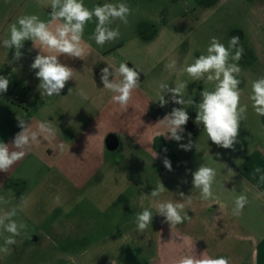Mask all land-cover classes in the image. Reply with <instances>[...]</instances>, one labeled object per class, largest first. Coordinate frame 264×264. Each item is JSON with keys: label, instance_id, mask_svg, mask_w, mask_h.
Returning <instances> with one entry per match:
<instances>
[{"label": "crops", "instance_id": "obj_1", "mask_svg": "<svg viewBox=\"0 0 264 264\" xmlns=\"http://www.w3.org/2000/svg\"><path fill=\"white\" fill-rule=\"evenodd\" d=\"M121 2L133 11L127 24L119 20L111 24L119 28V38L98 46L89 39L95 18L88 22L83 40L90 47L84 58L59 57L74 69L73 80L60 96L48 97L40 95L36 70L30 67L39 49L25 41L22 58L14 60L15 49L3 47L2 41L21 16L36 14L48 21L50 0H0V76L10 81L7 92L0 93V142L12 144L22 131L17 116L28 121L33 130L40 121H50L57 128L54 139H41L7 173L0 172V196L9 201L0 204V215L16 209L13 219L27 225L16 236L23 244L42 243V237L45 242L53 239L56 249L50 264H72L70 256L76 264H174L181 255L193 251L197 256L205 251L212 257L225 256L230 264H264V196L257 195L264 193L260 180L263 156L250 153L236 165L207 135L204 137L203 131L194 136L184 128L179 142L163 136L168 129L157 123L170 112L143 89L146 74L125 52L127 48L135 52L142 43H149L139 35V4L136 0H83L89 9ZM155 40L152 38L150 44ZM107 62L117 67L121 62L129 63L141 72L140 86L126 109L112 101L113 93L103 89L100 70L108 67ZM80 89L87 93V100L78 95ZM16 91L19 103L11 102ZM189 141L190 150L180 147ZM163 144L171 155L162 151ZM164 153L172 171L164 166ZM202 164L216 170V199L202 201L192 185L191 173ZM160 182L167 190L152 198L150 193ZM241 194L247 195L248 204L242 215L234 216V200ZM189 196L191 205H187ZM154 199L185 203L191 221L171 229L163 216L155 214ZM99 201L101 208L95 205ZM85 204L93 208L87 209L94 217L78 211ZM143 208H150L153 220L141 233L135 213ZM34 231L40 232V237H33ZM9 235L0 228V246Z\"/></svg>", "mask_w": 264, "mask_h": 264}, {"label": "clouds", "instance_id": "obj_2", "mask_svg": "<svg viewBox=\"0 0 264 264\" xmlns=\"http://www.w3.org/2000/svg\"><path fill=\"white\" fill-rule=\"evenodd\" d=\"M49 6L51 13L48 21L41 20L36 14L19 17L10 26L8 38L2 41V45L7 49H15L14 60L22 58L21 49L24 47L25 41H31L33 48L39 49L30 67L36 70L35 75L39 80L40 95L51 97L60 96L67 82L73 80L74 76V69L62 63L59 57L63 55L67 58L83 59L90 47L83 40L88 22L95 18V30L89 39L103 47L120 36L119 28H112L111 24L115 20L127 24L133 9L123 2L98 4L89 9L84 5L83 0H50ZM243 53L244 49L239 45L238 36H233L227 47L216 37H212L206 54H201L193 63L178 69L177 60L175 58L169 60L165 68L170 73L177 74V81L174 87L160 82L157 91L158 99L154 102H158L160 107H164L169 103V100L165 99V94L171 93V102L183 107H174L157 123L168 129V134L163 136L177 142L181 141V134L184 132L183 126L190 119L186 109L187 106L194 104V100L185 98L188 82L179 79V75L186 73L192 81L204 80L205 83H214L213 90L205 88L200 92L201 100L195 104V124L202 125L208 140L218 147L235 150L234 145L238 143L240 124L247 119L248 109L247 104H241L242 91L238 87L241 83L239 61L242 59ZM107 65L108 67L100 70L103 89L113 93L112 101L126 109L134 90L140 86L141 72L135 67H129L125 62L119 63L118 67L109 62ZM110 76L113 79L110 80ZM9 83L7 77L0 76V93L7 92ZM70 91L71 89L68 92ZM78 95L84 100L88 99V95L83 89L79 90ZM249 99L252 101V108L256 115L264 117V76L252 81ZM17 120L22 131L15 135L13 143L0 142V172L7 173L24 158L33 145L39 144L41 139L50 141L56 135L57 128L50 121L38 122L33 130L28 121L19 116H17ZM180 147L187 151L192 148V143L189 141L188 144H181ZM59 148L63 151V144L59 145ZM163 163L168 171H172L171 162L167 158ZM228 171L232 172L231 169ZM260 171L259 168L255 169L257 173ZM232 173L235 175L234 172ZM191 175L192 185L194 189L198 190L202 201L216 199L213 185L216 182L217 173L214 168L202 164ZM260 180L264 182V175L260 176ZM166 190L160 182L150 193V196L157 198ZM257 195L264 196V193ZM180 196L183 198L184 194L181 192ZM7 203L9 201L0 196V204ZM247 204V195L237 196L234 200L232 214L234 216L242 215ZM187 205H191L190 196ZM153 207L156 210L155 214L163 216L171 229L192 219L186 212L185 203L154 199ZM16 214V209L13 208L0 215V228L10 234L5 237L4 246L0 247V252L7 253L9 251L7 246L14 245L15 237L27 228L24 222L17 223L13 219ZM152 220L153 212L150 208H143L142 211L135 213L136 228L141 233L152 224ZM184 239L188 238L184 237ZM68 259L72 261V264H76L74 257L70 256ZM174 264H230V260L225 256H209L206 251L197 256L193 251L191 254L181 255L174 261Z\"/></svg>", "mask_w": 264, "mask_h": 264}, {"label": "rangeland", "instance_id": "obj_3", "mask_svg": "<svg viewBox=\"0 0 264 264\" xmlns=\"http://www.w3.org/2000/svg\"><path fill=\"white\" fill-rule=\"evenodd\" d=\"M136 1L139 4L136 18L139 35L143 42L146 40L149 43H142L135 52L129 48L125 52L127 57H133L132 64L146 74L143 89L154 94L157 99L155 91H158L160 82L174 87L177 81V74L165 68L170 59L175 58L180 69L193 63L201 54H206L212 37H216L226 47L233 36L239 37V45L243 47L244 53L239 61L241 83L238 87L242 91L241 104L248 105L247 119L240 124L235 150L216 146L236 165L250 153L260 152L264 158V117L256 115L249 99L252 81L264 76V0ZM152 38L156 40L150 44ZM171 52L172 55L168 56ZM179 79L188 82L185 98L194 100V104L187 106L186 110L188 114L196 113L195 104L201 100L200 92L205 88L213 90L214 83L192 81L186 73L179 75ZM165 99L169 100L164 106L169 112L174 107H183L171 102V93L165 94ZM203 134L205 137L204 131ZM95 205L101 208V201ZM87 208L93 210L85 204L84 207L79 206L78 211L94 217L92 210ZM34 232L33 237H40V232ZM15 240L14 245L7 246V253L0 252V264H44L43 261L50 264V256L54 255L53 249H56L53 239L45 242L42 237L43 242L35 245L29 241L23 244L18 237Z\"/></svg>", "mask_w": 264, "mask_h": 264}, {"label": "trees", "instance_id": "obj_4", "mask_svg": "<svg viewBox=\"0 0 264 264\" xmlns=\"http://www.w3.org/2000/svg\"><path fill=\"white\" fill-rule=\"evenodd\" d=\"M189 121L187 122V124L185 126H183L188 132H190L192 135L194 136H198L202 131H203V126L202 125H197L195 124V115L193 114H189ZM162 151L165 152V150L168 151V155H171V150H169V148L163 144L161 145ZM167 155V153H164V156L166 158H168L169 160V156Z\"/></svg>", "mask_w": 264, "mask_h": 264}, {"label": "built area", "instance_id": "obj_5", "mask_svg": "<svg viewBox=\"0 0 264 264\" xmlns=\"http://www.w3.org/2000/svg\"><path fill=\"white\" fill-rule=\"evenodd\" d=\"M11 102H13V103H19V102H21V97H20V93L19 92L16 91V92H14L12 94Z\"/></svg>", "mask_w": 264, "mask_h": 264}]
</instances>
